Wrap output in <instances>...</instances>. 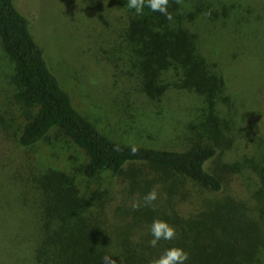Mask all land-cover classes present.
Here are the masks:
<instances>
[{"label":"trees","instance_id":"16d2710c","mask_svg":"<svg viewBox=\"0 0 264 264\" xmlns=\"http://www.w3.org/2000/svg\"><path fill=\"white\" fill-rule=\"evenodd\" d=\"M113 1L124 19L117 42L120 62L136 95L158 101L170 86L195 93L206 104L202 125H208L209 134H220L221 125H229L218 115L220 101L227 99L226 85L215 63L203 53L202 26L226 20L229 8L217 7L210 0H169L172 19L168 20L148 7L143 15H136L126 7L128 0ZM0 48L12 64L13 99L24 119L20 146L30 148L57 130L83 151L85 177L111 173L128 184L133 205H140L132 206L128 217L135 239L127 241L115 231L117 227H107L104 204L98 205L101 197H97V209L91 211L93 196L80 194L61 172H43L34 179L32 195L36 264H104L105 256L116 264H150L172 247L189 254L186 264H248L246 256L258 253L263 237L252 235L257 227L237 200L212 199L194 212L181 211L186 193L191 196L188 184L209 193L223 188L221 178L208 166L217 153L212 144L158 149L116 141L102 133L74 107L70 94L47 65L30 21L14 0H0ZM139 166L148 167L156 176L149 178ZM255 170L264 189V151ZM153 188L158 192L154 209L143 200ZM155 219L174 227L176 238L151 247L149 229Z\"/></svg>","mask_w":264,"mask_h":264},{"label":"rangeland","instance_id":"374dc122","mask_svg":"<svg viewBox=\"0 0 264 264\" xmlns=\"http://www.w3.org/2000/svg\"><path fill=\"white\" fill-rule=\"evenodd\" d=\"M30 21L50 70L74 107L110 138L131 145L184 150L212 144L209 168L222 180L218 193L188 184L190 195L180 205L191 213L212 199L231 197L241 203L254 223L259 241L248 264H264V189L255 170L264 151V0H210L227 6L224 21L204 22V55L223 76L227 96L218 115L229 125L209 134L202 125V97L170 86L158 101L137 96L124 74L117 47L123 13L113 0H14ZM12 64L0 48V264H36L33 258L35 209L33 184L47 170L65 175L86 197L92 210L104 204L108 228L125 240L130 235L133 196L126 182L109 172L88 179L81 171L83 151L57 130L30 148L18 143L24 119L13 99ZM125 76H123V75ZM149 178L156 176L139 166ZM188 196V197H187Z\"/></svg>","mask_w":264,"mask_h":264},{"label":"clouds","instance_id":"9594fccd","mask_svg":"<svg viewBox=\"0 0 264 264\" xmlns=\"http://www.w3.org/2000/svg\"><path fill=\"white\" fill-rule=\"evenodd\" d=\"M169 0H128L126 5L129 9H134L136 15H143L144 8L148 7L152 12H159L164 15L166 19L171 20L172 15L168 12ZM132 153L135 154L137 149L133 147ZM158 199V192L156 188H153L148 192L143 200L145 206L155 208V201ZM139 204H134V208H138ZM150 234L152 239L149 241L151 247H156L161 240L171 241L176 238V230L170 226L166 221L155 219L150 226ZM189 259V254L182 248L172 247L166 249L164 253L157 259H154L150 264H186ZM104 264H116L115 260L105 256Z\"/></svg>","mask_w":264,"mask_h":264}]
</instances>
